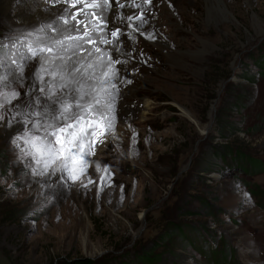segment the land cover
Instances as JSON below:
<instances>
[{
  "label": "rangeland",
  "instance_id": "obj_1",
  "mask_svg": "<svg viewBox=\"0 0 264 264\" xmlns=\"http://www.w3.org/2000/svg\"><path fill=\"white\" fill-rule=\"evenodd\" d=\"M227 3L233 15L215 12L212 20L205 0H152L137 8L149 22L137 27L158 18L163 27L156 29L173 49L147 45L135 33L134 43L125 40L126 90L106 115L95 155L85 156L87 171L71 174L60 162L45 169L48 157L28 141L44 135L37 121L45 123L61 100L73 103L78 94L50 70L42 80L32 76L39 58H27V45L43 47L42 33L10 28L0 17V75L13 72L0 86V264H148L142 255L150 252L160 264H264V195L249 193L254 184L264 192V174L254 177L232 157L214 156L216 146L235 145L264 159V129L248 132L264 125V76L253 58L264 53V0ZM11 60L24 65L22 77ZM46 108L47 115H34ZM219 109L238 128L226 129L225 139ZM173 223L185 241L179 234L166 240ZM222 250L227 260L207 258H221Z\"/></svg>",
  "mask_w": 264,
  "mask_h": 264
},
{
  "label": "bare ground",
  "instance_id": "obj_2",
  "mask_svg": "<svg viewBox=\"0 0 264 264\" xmlns=\"http://www.w3.org/2000/svg\"><path fill=\"white\" fill-rule=\"evenodd\" d=\"M205 3L207 6L208 18L210 20L214 18L215 12H220L221 14H232L227 0H205ZM247 4L251 7L252 0H247ZM50 7L54 8L51 9ZM65 9H68V11L66 12ZM73 15H75L74 8H70L69 5H66V3L63 2V0H0V17L8 22L11 26L10 28H21L25 26L34 28L35 31V27L41 26L40 30L45 36V46L53 47V52L49 53L46 57L52 59L54 62L44 64V62L39 59V61L36 62V66L32 69V76H35L38 72L40 73L41 67L43 66L52 72H57L58 74L61 73L62 75H58L57 78H54V80L61 82V79H66L69 88L72 90L74 88H82L84 91L91 92L92 88H95L96 93L99 95V93H103L105 90L110 88V83L107 80L109 76L106 77L103 75L109 70L108 49H112L113 52L121 54L124 58L130 59V57L121 46L117 45V47H114L113 43L103 44L99 42L97 45H92L85 42V40L88 39L87 37H85L84 40L66 39L69 36H83V33L79 30L69 28L68 24H66V26L64 25V20L67 19L70 21ZM128 16H132L130 9H127V13L114 12L111 14L110 21L116 27H123L125 30H130L135 34H138L141 37V41L147 45H151L162 51H166V49H173L166 36L156 29V26L163 27V25H160V20L158 18L153 22L151 21L153 23L151 27L140 29L137 27L139 21H135L133 19L128 20ZM171 16L176 15L173 13ZM254 19L260 23L258 17H255ZM51 29L56 30L55 37L51 36ZM90 32L94 33L91 30ZM149 36H151L152 39H148ZM56 41H66L69 43V46L64 47V43L60 46H56ZM95 47L101 48L102 52L97 54L95 52ZM133 47L134 46H132V49L134 50ZM85 49L90 50L92 55H89L88 51H85ZM135 50L136 52L138 51L136 48ZM54 52L61 53L60 57L63 59L57 57V54L52 57V55L55 54ZM103 53H107V56L104 57V62L102 63L97 58L102 56ZM89 64L92 65L91 68L88 67ZM76 68H79L80 71L75 72ZM62 72H65L66 74H63ZM60 76H62V78ZM119 80H122V78L120 77ZM127 90L132 91V88L128 86ZM85 97L87 100L89 99L88 96ZM103 101L106 104H112L109 98ZM149 105V101H146L144 104L146 109ZM183 113L188 118L193 120V116L190 112L184 110Z\"/></svg>",
  "mask_w": 264,
  "mask_h": 264
},
{
  "label": "snow or ice",
  "instance_id": "obj_3",
  "mask_svg": "<svg viewBox=\"0 0 264 264\" xmlns=\"http://www.w3.org/2000/svg\"><path fill=\"white\" fill-rule=\"evenodd\" d=\"M64 3L68 4L70 8H75L79 3H85L89 8H96L101 10V14L107 10L106 6H110L111 0H91V3H88V0H63ZM134 6L136 8H142L141 4H136L135 0H133ZM143 4H151L152 0H142ZM119 7H124L123 4H119ZM67 12L68 9H65ZM82 13L78 12L76 15H81ZM76 15L72 16V19H76ZM95 15V13L93 14ZM128 20H132L133 16H128ZM135 19L140 21V27L143 26V23L146 22L144 18L143 10L140 15L135 16ZM65 24H68L69 21L67 19L64 20ZM81 24L83 21L80 22ZM89 23H91L89 21ZM138 30V29H137ZM91 32L85 31L83 36L81 37H67L68 40H84L85 37L88 39L85 40L86 43L95 45L97 43L96 40L91 39ZM120 36V29L111 32V37L118 40ZM148 39H152L151 36ZM100 43L103 44H112L113 40L102 38ZM35 43V41L33 42ZM56 46H60L63 44V41H56ZM2 47V45H0ZM28 52L31 54L28 59H37L39 58L44 64L54 62L52 59L41 56V53H52L53 47H33L32 43L27 45ZM89 55H92V52L88 49ZM118 51V48H117ZM96 53H101L102 49L99 47H95ZM107 56V53H103L102 56L97 59L100 62H104V57ZM63 59L62 57H59ZM120 63L119 60H112L111 56H108V66L109 70L105 72L103 75L115 76L117 74L116 70L112 67V65ZM11 64L16 65V68L19 70L20 76L22 77L24 74V65L17 64L16 60H11ZM0 66H2V62H0ZM88 67H92L91 64ZM47 69L45 67H41L40 73L46 72ZM80 69L76 68L75 72H79ZM40 73H37L39 79H43ZM13 72L10 71L6 75H0V86H7L6 82L8 81V76L12 75ZM53 78H55L58 73L53 72L50 73ZM62 78V77H61ZM64 88H67L68 85H63ZM115 87V85H112ZM40 91H44V89H40ZM74 94H78V99H75L73 103H69L66 100H61L59 102L58 109H52L51 117L49 120H46L45 123L41 124L37 121L34 124V127L37 130L43 128L44 135L43 136H35L31 140L28 141L35 149L36 152L41 156H46L48 159L45 161V169H47L50 165H54L57 162H60L61 167L67 169L71 174L77 168L80 173H85L88 168V161L85 159V156L95 155L94 148L95 145L103 141L99 139V137L105 135L106 128L104 126V121L108 119L105 115V109H111V104H106L101 98H99L98 93H96V89L92 88L91 92L84 91L82 88H74ZM18 93H12V98H15ZM52 96H55V93H52ZM85 96H88L89 99L86 101ZM51 99V97H49ZM10 102V101H9ZM2 106V105H0ZM73 108L78 111H73ZM49 109H45L44 113L36 112L34 115L42 116L47 115ZM2 119V117H0ZM112 124L109 122L107 124V128H111ZM51 137V139H49ZM37 142H39L37 144ZM86 147L88 151H85ZM39 163V161H37ZM71 165V167H70ZM99 166H97V171H99ZM105 172L107 169L104 170ZM73 180H77L79 177L77 175H72ZM103 179V177H102ZM92 183V181H89Z\"/></svg>",
  "mask_w": 264,
  "mask_h": 264
},
{
  "label": "trees",
  "instance_id": "obj_4",
  "mask_svg": "<svg viewBox=\"0 0 264 264\" xmlns=\"http://www.w3.org/2000/svg\"><path fill=\"white\" fill-rule=\"evenodd\" d=\"M254 59H257L256 66L259 69V74L264 76V53L260 56V58L253 57ZM230 75L225 76V79H228ZM245 79V78H244ZM251 80L252 82L255 80L254 76H252L250 79L248 78V81ZM236 106V105H235ZM235 121H227L224 119L223 111L222 109H219V114L216 119V124L217 127L220 131V135L222 138H227L223 132L226 129H231V131H236L238 130ZM264 129V126L261 128L258 126V124H254V126L249 130V133H256L257 131H262ZM256 131V132H254ZM216 151L214 156L219 157H226L227 155L235 156V159L239 160V162L243 164H247V161H249V164L251 165V169H253V172L256 174L257 172L264 171V161L261 159H256L254 157H251L250 155L246 154L245 148L240 147V146H235V145H226V146H216ZM251 169L248 168L247 172H251ZM216 169H204L202 172L205 174H211L212 172H215ZM181 235L182 241L184 239V230H182V226L179 225V223H173L170 225V230L168 234H166V240L170 241L173 240L177 235ZM186 245V243L184 244ZM184 248V247H183ZM143 259L147 261L148 264H160V258L157 256H153L152 253H143ZM83 264H97L95 262L86 260Z\"/></svg>",
  "mask_w": 264,
  "mask_h": 264
}]
</instances>
